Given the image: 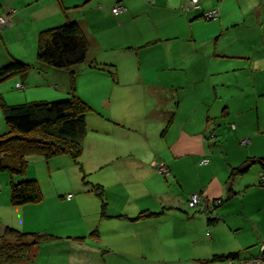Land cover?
Segmentation results:
<instances>
[{"label":"crops","instance_id":"0c3cea01","mask_svg":"<svg viewBox=\"0 0 264 264\" xmlns=\"http://www.w3.org/2000/svg\"><path fill=\"white\" fill-rule=\"evenodd\" d=\"M187 1L0 0V17L13 16L12 25L0 28V68L13 60L34 67L25 82L13 78L10 85L0 84V95L9 105L69 97L70 72L42 66L37 60V39L41 31L68 20L80 23L91 50L81 65L86 68H75L77 94L93 106L96 115L102 114L87 117L80 164L87 173L112 172L108 176L115 183L103 192L105 216L100 209L103 200L94 186L95 195L90 193V184L77 188L88 198L85 201V196L73 193L63 201L54 194L39 204L14 207L9 194L2 198L0 193V237L7 227H34V222L24 220L40 218L48 225L47 232H56L59 226L70 231L43 245L34 260L24 264H38L45 252L67 253L68 264H108L115 254L146 260L160 256L167 248L160 224L183 219L187 213L181 210V200L189 201L193 194L203 199L195 212L200 216L193 218L203 226L206 222L214 226L205 211L207 203L219 199L224 203L215 209L214 217L237 218L232 227L247 221L264 226L260 165L234 181L228 198L232 169L251 158L264 160V31L257 28L264 20L263 5L254 0H200L201 10L187 13L183 9ZM116 5L124 10L115 14ZM212 11L217 17L206 20L205 14ZM12 32L15 42L8 37ZM94 62L113 66L116 75L92 68ZM19 83L23 89L17 88ZM1 112L0 135L8 130ZM70 158L30 157L29 163L70 168L75 164ZM121 161L125 164L118 165ZM162 163L170 171V176H163L166 179L156 169ZM29 165L26 179H31ZM6 180L0 175L2 188ZM135 184L142 188L125 196L118 191ZM96 186L104 189L106 184ZM61 205L77 209L76 214H69V219L58 216ZM52 210L59 217L54 225ZM88 211L94 213L91 226ZM146 211L161 215L135 220ZM253 214L261 220H253ZM68 223L83 224L73 228ZM83 228L79 233H90L89 237L94 228L99 231L97 245L76 240L75 232ZM254 255L241 253L243 258ZM207 260L193 261L206 264Z\"/></svg>","mask_w":264,"mask_h":264},{"label":"trees","instance_id":"16d2710c","mask_svg":"<svg viewBox=\"0 0 264 264\" xmlns=\"http://www.w3.org/2000/svg\"><path fill=\"white\" fill-rule=\"evenodd\" d=\"M90 50V41L78 21L68 20L60 26L41 31L37 39V60L47 68L70 72L69 97L51 102L38 101L9 105L0 95V110L8 127V131L0 135V173H8L13 177L11 204L14 207L39 204L44 200L39 182L36 179L25 178L30 157L51 160L59 156H69L79 166L83 178H86L80 158L84 152V143L88 133L87 117L94 109L77 94L75 68L88 61ZM90 66L94 69L109 71L113 76L116 75L113 66L100 65L95 62ZM33 69L34 67L30 64L13 60L0 68V84L13 78H19L25 82ZM19 84L24 88L22 83ZM254 165H260L264 172V160L254 158L232 169L229 177L228 198L233 194L234 181L247 174ZM261 183L264 185L262 177ZM93 188L103 200L102 215L105 216L104 189L96 185ZM223 203L222 199L207 203L205 212L210 225H216L221 221L220 218L214 217L213 213ZM202 205L203 199L199 206L189 207V209H197ZM160 215L161 213L146 211L140 213L135 220ZM93 235H95L94 232L91 236ZM56 240L57 237L50 234L26 233L7 227L4 235L0 237V264L31 262L43 245ZM260 254L261 251L257 255L245 258L239 252L215 254L205 263L236 264L252 260Z\"/></svg>","mask_w":264,"mask_h":264},{"label":"rangeland","instance_id":"374dc122","mask_svg":"<svg viewBox=\"0 0 264 264\" xmlns=\"http://www.w3.org/2000/svg\"><path fill=\"white\" fill-rule=\"evenodd\" d=\"M254 1L259 2L260 4L263 5L262 13L264 15V0H254ZM151 2H154V0ZM183 9L187 13L193 12V10L189 11L186 7H184ZM257 28L258 29L261 28L264 31V20L262 21V25L261 24L257 25ZM0 31L2 30L0 29ZM15 35L16 33L12 32L8 35V37H12V40L15 42L17 41ZM253 38L255 39V37ZM84 65L83 66L80 65L81 67L79 66L78 68L85 69L86 67ZM114 72L116 73V71ZM7 84L10 85L11 81L8 80L2 85H7ZM97 114L102 115L100 113ZM1 115L3 117L2 112ZM98 115H96L95 109L93 110V112L90 113V117L93 118ZM232 147L233 146H228V148L230 149H232ZM91 155L92 154H89L88 159H92ZM118 163H119L118 165L125 164L124 161ZM29 164H30L29 165L30 172H28V174L30 175L29 177L31 179H36L39 182L44 198L45 197L47 198L48 196L55 194L58 199H61L63 201V199L67 200V196L70 193H73L75 197L76 196L84 197L85 195L80 194L77 188H81L83 186H86L87 184H90L88 185L89 191H91L90 193L94 194L92 186H95L97 184L101 185V182L106 184L104 191L107 193V191H109V189L114 187L115 185V183H113V180L111 178L112 176L111 177L108 176L110 175V173H112L110 171L109 174L108 172L95 173L94 171L87 173L83 167L84 173L87 175L86 178L83 180V173L81 172L79 166L76 164H74L70 168H65L64 165H60L58 168L52 167L50 165V162L38 163L31 161ZM0 175L2 177H6L7 179L6 183L3 185V188H1L0 190L1 197L4 198L3 194L7 192V194H9V197L11 198V180H10L11 176L8 173H2ZM161 177L163 179L165 178L163 176ZM14 178L16 179V177ZM169 182L172 183L173 180L171 179L169 180ZM172 184L175 183L173 182ZM176 186L178 185H175V187ZM127 187L128 186L120 187L118 191L120 193H123V196H125V194H130V192L132 191L134 192L135 190H139V188H142V185L139 186V184L137 185L135 184V187L132 189H127ZM170 188L174 189L173 186H170ZM117 196L118 195H116L115 197L116 200L119 198ZM92 197L95 196H90L89 199H92ZM71 198L73 197L71 196ZM84 199L86 200L88 198L86 197L83 198L82 200L85 201ZM116 200H114V203H116ZM181 201L184 204L183 208L181 207L182 208L181 210L184 214L185 212L187 213L185 214V217L183 219H174L171 221L170 219H168L167 221H163L164 223L162 222L160 224L161 228H159V234L161 236L162 241H165V247H167L166 251L161 252L162 254L160 256L158 254L155 255L156 257L151 255L150 258H148V260L143 258H138L137 256L125 257L121 255L117 256L118 254H115L116 256H112L113 258L109 257L108 260L109 263L110 264H195V261L193 260L195 259L209 260L215 254H226L229 252H241V253L250 252V253L258 254L261 251L262 247H264V226L261 225L259 226L257 224H254L252 221L251 222L247 221L244 222V224H242L239 227L237 226L232 227L233 222L237 218H231V217H225V218L220 217L221 221L218 223V225L207 226V222H206L205 226H203V222H200L201 221L200 219L199 220L193 219L195 218V216L198 218V216H200V213H195L196 209H189L187 200L185 201L181 200ZM51 205H53L55 208L57 207V204L53 201ZM100 209H102L101 204H100ZM57 210L60 213V214L56 213L58 216H62V217L65 216L67 219L70 218V215L73 216L77 212V209L73 207H68V205L63 207L61 205ZM221 210L222 209H220L219 212ZM50 214L52 216V224L54 225L55 221L59 220V217L54 214V210L50 211ZM88 214H89L88 215L89 223L87 224L91 226L93 224L92 219H94V213L88 211ZM252 216H253L252 218L253 220L262 217V216H256V214H253ZM203 219L205 221L206 218L203 216L202 221ZM258 220L260 221L261 219ZM24 221L26 223L34 222L35 225L34 227H26V229L22 228L24 226L20 227L21 229L17 227H15V229H18L26 233H46V234L54 235L56 237L67 236L70 234V231H68V229L62 228L63 226L57 227L56 232L53 231V233L45 231V230H49L48 225L41 218L38 221L35 219L33 220L29 219ZM81 224L83 223H79L77 226ZM68 225L73 228H78L74 224L68 223ZM84 230L85 229L83 228L75 232V234L77 233L78 236L76 237V240L86 242V244L89 245H95V244L97 245V242L95 240L100 239L98 235L99 231H97L96 228H94L93 231L95 235L89 237L87 234L90 233H87L85 235L84 233H79V232H84ZM85 239L88 240L86 241ZM68 258L69 255L67 253L49 254L48 252H45L39 257L38 264H68V260H69ZM111 260L112 263L110 262ZM214 264H227V263H214Z\"/></svg>","mask_w":264,"mask_h":264},{"label":"built area","instance_id":"2783aa9c","mask_svg":"<svg viewBox=\"0 0 264 264\" xmlns=\"http://www.w3.org/2000/svg\"><path fill=\"white\" fill-rule=\"evenodd\" d=\"M148 2H151V0H147ZM185 7L191 11V10H200L201 9V4L199 0H189L187 4H185ZM124 10V7L122 6H116L113 9V12L115 14L121 13ZM217 17V13L215 11L206 13L205 19H214ZM13 23V16L11 17H0V28H6ZM263 46H264V37H263ZM19 89H23V86L21 84H18L17 86ZM156 169L158 173L162 176L168 177L170 176V171L167 167L166 164L162 163L159 165H156ZM261 177L264 179V172L261 173ZM1 185H0V190H1ZM71 198V196H70ZM202 203V197L199 194H194L191 196L190 201H189V207L190 208H195L199 206ZM234 264V263H233ZM236 264H264V247L261 249V254L252 260H247V261H242V262H237Z\"/></svg>","mask_w":264,"mask_h":264}]
</instances>
